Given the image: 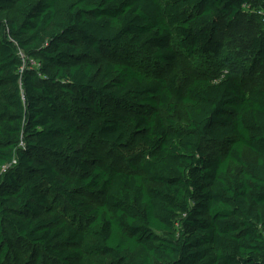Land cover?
<instances>
[{"label":"trees","instance_id":"trees-1","mask_svg":"<svg viewBox=\"0 0 264 264\" xmlns=\"http://www.w3.org/2000/svg\"><path fill=\"white\" fill-rule=\"evenodd\" d=\"M248 6L264 17V0H0V264L15 242L34 264H264V87L167 72L179 51L225 66L215 22ZM251 50L264 64V28ZM95 138L128 169L91 158Z\"/></svg>","mask_w":264,"mask_h":264},{"label":"rangeland","instance_id":"rangeland-1","mask_svg":"<svg viewBox=\"0 0 264 264\" xmlns=\"http://www.w3.org/2000/svg\"><path fill=\"white\" fill-rule=\"evenodd\" d=\"M14 10L9 9L0 15V22L8 24L14 19ZM217 34L224 40L226 46V61L225 66L217 62L215 58H195L188 54L179 51L177 61L172 67H168L169 75L177 74L182 84H187L193 78L203 76L206 74L214 80L221 79V76L226 71H232L246 84L248 88L259 85L264 87V64L254 61L255 56L251 50V44L255 37H259L264 28L263 13L258 9H253L248 6L242 14L237 17L234 24L230 23L227 18H218L215 22ZM253 67L251 75L246 77L247 70ZM204 73V74H203ZM177 123L180 127H185L188 123L186 111L181 104L178 107L176 115ZM88 154L91 158L101 160V163H114L121 169H128L130 159L117 155L111 145L104 143L99 139H94L93 143L88 148ZM245 156L247 159L255 160L257 155L249 148L245 149ZM138 161L136 162V164ZM65 218L79 221L76 213L70 211L69 208L61 204L57 209ZM48 215V212H47ZM33 253L29 245L15 242L10 254L4 264H34L27 260ZM46 264H56L55 262ZM75 264V263H74Z\"/></svg>","mask_w":264,"mask_h":264}]
</instances>
